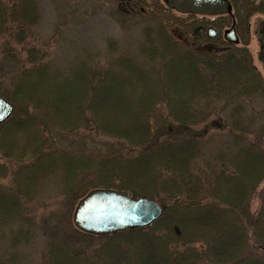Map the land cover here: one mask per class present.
Masks as SVG:
<instances>
[{"label": "trees", "instance_id": "trees-1", "mask_svg": "<svg viewBox=\"0 0 264 264\" xmlns=\"http://www.w3.org/2000/svg\"><path fill=\"white\" fill-rule=\"evenodd\" d=\"M107 1L143 23L134 52L109 37L104 67L87 54L62 72L28 46L27 66L2 94L16 110L0 124V181L10 180L0 182V264H34L26 250L37 222L26 211L54 175L66 207L107 188L153 199L164 212L146 228L97 237L107 244L90 256L80 237L66 234L76 238L69 244L51 230L49 264H264V80L246 45L224 41L231 18L200 22L163 1ZM39 19L38 0H0L2 36L23 44ZM199 24L217 37L196 36ZM88 122L119 148L93 156L48 147L47 125L74 133Z\"/></svg>", "mask_w": 264, "mask_h": 264}, {"label": "rangeland", "instance_id": "rangeland-1", "mask_svg": "<svg viewBox=\"0 0 264 264\" xmlns=\"http://www.w3.org/2000/svg\"><path fill=\"white\" fill-rule=\"evenodd\" d=\"M146 1L148 5H153L162 0ZM230 1L233 5L232 19H235L240 29L239 37L242 43L239 46H247L252 64L264 80V67L258 58L259 47L256 35L257 24L264 19V0ZM38 3L40 19L35 26L27 30L25 43L16 42L14 36L0 35V95L2 97V94H9L12 91L14 78L18 76V72L23 67L27 66L28 46L38 49L44 60L52 65L51 67L63 72L70 67L73 61L77 58H85L87 54L93 57V65L96 63L104 67L106 42L109 37L115 39L122 49L130 52H134L132 50L138 42L142 41L143 23L135 20L126 21L120 15L118 7L107 0H38ZM175 14L180 15L177 12ZM197 18L200 22L209 20L208 18ZM232 19L223 30L230 27ZM81 89V86H76L74 95L70 99H74L75 102L80 100L81 96L78 92ZM59 98L58 96L56 99ZM66 98L69 96H62L60 101ZM75 102L74 104L78 106ZM15 110L14 106V112ZM165 111L164 106H159L157 113L165 115ZM254 112L257 114L256 110ZM35 117L43 118H39V113ZM41 123L45 125L44 121ZM86 125L74 133H67L51 124L47 125L45 133L49 136L48 147L93 156L108 155L119 148L117 143H120V140L116 137H108L97 132L92 123L88 122ZM4 161L0 153V162ZM54 176L53 181L46 180L45 187H41L40 193H37L38 199L29 204L26 211L27 215L34 216L37 222V237L26 250L32 255L34 264H49L44 254L46 239L51 230L58 232L57 237L69 244H73L76 238H69L67 235L80 237L76 244H83L79 249L88 256L100 244H107L105 238H97L98 236L88 238L77 235L83 233L73 223V214L78 201L73 208L66 207L67 198L61 195L58 184L60 181L56 179V175ZM0 182L9 183L10 180ZM262 189H264V183L259 186L258 191ZM258 208L259 202L255 199L252 205L253 212H257Z\"/></svg>", "mask_w": 264, "mask_h": 264}, {"label": "water", "instance_id": "water-1", "mask_svg": "<svg viewBox=\"0 0 264 264\" xmlns=\"http://www.w3.org/2000/svg\"><path fill=\"white\" fill-rule=\"evenodd\" d=\"M165 5L178 12L220 16L232 15V4L229 0H163ZM206 32L209 38L216 37L213 27L205 29L198 26L196 35ZM224 39L232 44L239 43L235 30V20L230 28L224 31ZM14 112L13 104L0 95V124ZM163 208L153 199L136 197L123 190L96 188L82 197L74 210L75 227L86 234L108 236L121 231L146 228L163 215Z\"/></svg>", "mask_w": 264, "mask_h": 264}, {"label": "flooded vegetation", "instance_id": "flooded-vegetation-1", "mask_svg": "<svg viewBox=\"0 0 264 264\" xmlns=\"http://www.w3.org/2000/svg\"><path fill=\"white\" fill-rule=\"evenodd\" d=\"M209 26H207V27H209ZM207 27H205V28H207ZM235 30H236V34L239 37L240 29H239V27L237 25H235ZM203 34H205V32ZM256 35H257V43H258V47H259L258 58L261 61L262 66L264 67V19H262L257 24ZM239 39H240V42H241V38L240 37H239Z\"/></svg>", "mask_w": 264, "mask_h": 264}, {"label": "bare ground", "instance_id": "bare-ground-1", "mask_svg": "<svg viewBox=\"0 0 264 264\" xmlns=\"http://www.w3.org/2000/svg\"><path fill=\"white\" fill-rule=\"evenodd\" d=\"M161 217H162V216H161ZM161 217H160V218H161Z\"/></svg>", "mask_w": 264, "mask_h": 264}]
</instances>
